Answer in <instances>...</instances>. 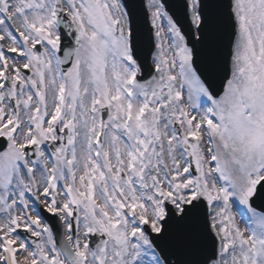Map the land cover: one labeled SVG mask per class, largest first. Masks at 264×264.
<instances>
[{
  "label": "snow or ice",
  "instance_id": "obj_1",
  "mask_svg": "<svg viewBox=\"0 0 264 264\" xmlns=\"http://www.w3.org/2000/svg\"><path fill=\"white\" fill-rule=\"evenodd\" d=\"M0 264H264V0H0Z\"/></svg>",
  "mask_w": 264,
  "mask_h": 264
},
{
  "label": "water",
  "instance_id": "obj_2",
  "mask_svg": "<svg viewBox=\"0 0 264 264\" xmlns=\"http://www.w3.org/2000/svg\"><path fill=\"white\" fill-rule=\"evenodd\" d=\"M172 2H178V0H172ZM228 50V38H227V32H225L220 39V48H219V54L221 57L227 52ZM219 84V81H217Z\"/></svg>",
  "mask_w": 264,
  "mask_h": 264
}]
</instances>
